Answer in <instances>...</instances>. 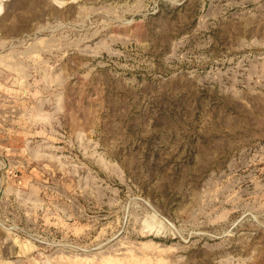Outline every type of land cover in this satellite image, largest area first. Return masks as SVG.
Returning a JSON list of instances; mask_svg holds the SVG:
<instances>
[{"label":"rangeland","instance_id":"374dc122","mask_svg":"<svg viewBox=\"0 0 264 264\" xmlns=\"http://www.w3.org/2000/svg\"><path fill=\"white\" fill-rule=\"evenodd\" d=\"M0 264H264V0H0Z\"/></svg>","mask_w":264,"mask_h":264}]
</instances>
